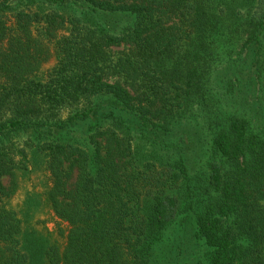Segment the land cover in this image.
Instances as JSON below:
<instances>
[{"label":"trees","instance_id":"16d2710c","mask_svg":"<svg viewBox=\"0 0 264 264\" xmlns=\"http://www.w3.org/2000/svg\"><path fill=\"white\" fill-rule=\"evenodd\" d=\"M30 145L71 227L45 264H177L186 212L209 264H264V0H0V200ZM19 230L0 204V264L44 251Z\"/></svg>","mask_w":264,"mask_h":264},{"label":"rangeland","instance_id":"374dc122","mask_svg":"<svg viewBox=\"0 0 264 264\" xmlns=\"http://www.w3.org/2000/svg\"><path fill=\"white\" fill-rule=\"evenodd\" d=\"M117 23L120 25L128 20L129 16L120 14ZM233 58L239 51V39H232ZM119 47L112 48V53ZM55 59L48 57L43 65L44 69L50 68ZM225 67V66H223ZM66 117V112L61 113ZM85 123H75L66 129L67 137L73 139L77 145H83L87 135ZM133 144L138 145L139 152L147 155L150 150L148 143H144L143 137L134 128L131 129ZM22 137H25L24 135ZM21 138V137H20ZM22 139V138H21ZM27 160L19 164L13 176H3L2 182L9 187V194L1 198V205L7 210L13 211L20 221V230L17 237L24 241L26 237L37 238L43 244L44 251L36 253L26 246L22 252L29 257V264H45L46 255L44 252L51 246H56L62 253L68 244L70 225L68 221L59 218L53 208V181L51 180L46 157L40 153L35 146H27ZM194 155H196L194 153ZM19 156L16 157L18 159ZM193 163L190 166V173L193 174ZM193 179V178H192ZM75 181V173L71 178V186ZM193 214L182 213L177 222L166 232L161 251L167 253V259L176 261L177 264H209L205 256L202 240L194 236ZM25 243V242H24ZM173 262L164 263L172 264Z\"/></svg>","mask_w":264,"mask_h":264}]
</instances>
